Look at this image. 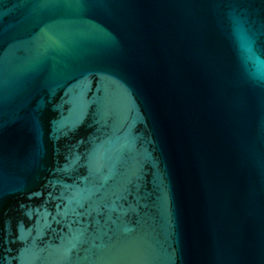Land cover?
Masks as SVG:
<instances>
[{
    "label": "water",
    "instance_id": "95a60500",
    "mask_svg": "<svg viewBox=\"0 0 264 264\" xmlns=\"http://www.w3.org/2000/svg\"><path fill=\"white\" fill-rule=\"evenodd\" d=\"M0 264H264V0H0Z\"/></svg>",
    "mask_w": 264,
    "mask_h": 264
}]
</instances>
